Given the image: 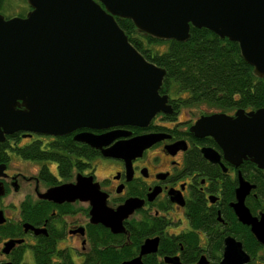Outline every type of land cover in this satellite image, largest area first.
Masks as SVG:
<instances>
[{
	"label": "water",
	"instance_id": "obj_1",
	"mask_svg": "<svg viewBox=\"0 0 264 264\" xmlns=\"http://www.w3.org/2000/svg\"><path fill=\"white\" fill-rule=\"evenodd\" d=\"M23 16L0 14V141L15 131L64 136L99 149L103 156L129 160L158 139L155 134L125 136L124 130L94 134L90 130L144 127L157 113H170L158 89L165 70L146 60L128 41L115 17L129 19L135 29L159 40L185 41L189 28H204L235 42L243 61L264 78V0H25ZM85 130V131H80ZM195 137L209 136L233 166L243 160L264 166V108L232 116H201L189 128ZM204 158L219 163L211 148ZM3 166L0 165V174ZM254 185L237 174L235 201L238 221L264 247V213L252 216L244 198ZM51 199H86L93 223L112 232L135 200L112 210L90 176L46 191ZM152 241L146 240L140 254ZM248 256L228 237L220 264H244ZM137 261V260H136ZM126 262L124 264H132ZM138 263V262H137Z\"/></svg>",
	"mask_w": 264,
	"mask_h": 264
},
{
	"label": "flooded vegetation",
	"instance_id": "obj_2",
	"mask_svg": "<svg viewBox=\"0 0 264 264\" xmlns=\"http://www.w3.org/2000/svg\"><path fill=\"white\" fill-rule=\"evenodd\" d=\"M158 93L166 95L170 113L157 112L144 127L90 130L94 134L128 132L102 149L139 135L158 136L127 166L122 158L103 156L99 149L85 144L91 149L87 157L80 146L84 143L72 138L77 131L70 136L26 131L4 136L0 141V264H220L228 237L248 256L244 264H264V247L249 226L238 221L230 206L235 201L239 173L254 185L244 205L248 208L246 200L253 197L257 208H248L250 214L258 218L264 213V189L255 191V184L241 172L245 162L262 173L264 166L258 168L247 160L233 166L223 159L211 137H195L189 131L201 116H232L237 109L247 112L256 108H218L205 100L190 101L186 90L174 94L163 91L161 85ZM70 140L82 151L75 157L78 165L72 161V169L64 175L55 160L32 158L35 148L60 152L67 149ZM201 148L213 149L220 164L204 158ZM96 164L107 166V172L98 176ZM77 175L90 176L104 195L105 206L112 210L128 199L136 201L138 206L120 221L121 231L112 232L91 222L86 199L44 197L50 188L74 183ZM146 240L152 243L140 254Z\"/></svg>",
	"mask_w": 264,
	"mask_h": 264
},
{
	"label": "trees",
	"instance_id": "obj_3",
	"mask_svg": "<svg viewBox=\"0 0 264 264\" xmlns=\"http://www.w3.org/2000/svg\"><path fill=\"white\" fill-rule=\"evenodd\" d=\"M6 2L0 0V14L8 11ZM24 14L19 13L17 16ZM114 19L129 43L146 60L165 70L161 83L163 91L174 94L177 90H186L190 101L205 100L218 108H264V78L253 75L252 67L243 61L235 42L220 38L207 29L195 27L189 28L185 41L159 40L137 31L129 19ZM69 144L66 151L62 149L55 153L35 148L32 158L55 160L59 172L64 175L72 169V161L73 165H78L79 160L75 157L80 156L82 151L79 146L74 147L72 140ZM80 146L90 157L91 149L85 144ZM241 172L245 179L255 184V191L264 189V173L253 171L246 162ZM231 196L232 192L229 198ZM246 205L250 211H254L257 201L250 197ZM244 229L245 235L252 239L248 228Z\"/></svg>",
	"mask_w": 264,
	"mask_h": 264
},
{
	"label": "rangeland",
	"instance_id": "obj_4",
	"mask_svg": "<svg viewBox=\"0 0 264 264\" xmlns=\"http://www.w3.org/2000/svg\"><path fill=\"white\" fill-rule=\"evenodd\" d=\"M6 6L8 11L2 12L4 16L17 15L19 13L24 14L28 10V6L24 0H7ZM159 48H162V46H159ZM11 161L13 164L16 163L14 160ZM107 170V166H100L99 164H96L95 172L98 176L104 175Z\"/></svg>",
	"mask_w": 264,
	"mask_h": 264
}]
</instances>
